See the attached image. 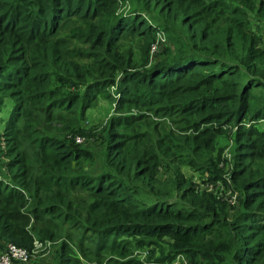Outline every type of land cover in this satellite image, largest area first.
Here are the masks:
<instances>
[{"label":"trees","instance_id":"16d2710c","mask_svg":"<svg viewBox=\"0 0 264 264\" xmlns=\"http://www.w3.org/2000/svg\"><path fill=\"white\" fill-rule=\"evenodd\" d=\"M108 88L95 152L74 137ZM7 100L0 247L264 264V0H0V112Z\"/></svg>","mask_w":264,"mask_h":264},{"label":"rangeland","instance_id":"374dc122","mask_svg":"<svg viewBox=\"0 0 264 264\" xmlns=\"http://www.w3.org/2000/svg\"><path fill=\"white\" fill-rule=\"evenodd\" d=\"M129 6V2L128 1H120L119 2V11L122 12H127V8ZM162 42H164V36L162 35ZM107 94H109V98H103V96H97L96 100L94 101L93 104H91L85 111H84V118L83 120L80 122V127L83 128V132L77 133L78 136L79 134L81 135L80 138L82 139L81 143L83 141H87L89 144V148L93 151H97L98 149H100L101 147H98V145H91L93 143L94 140H92L91 134L92 133H97L101 128L102 125H104L106 119L109 117L110 114H112L113 111V104H111V100L114 97V91L112 88H108V90L106 91ZM11 101L7 100L4 107L2 108L1 112H0V132L2 131V120L6 113L8 108L10 107ZM155 119V118H153ZM63 126H59L57 127V130H60ZM79 127V126H78ZM89 132H85L88 131ZM68 133L69 131L66 130V132H64V137L67 138L68 137ZM230 152V148L228 146H226L224 148V151L222 152L224 155L229 154ZM228 162V161H227ZM221 166V164H220ZM92 165L90 164H86L84 165V169L88 170L89 172L91 171ZM181 171L184 173L185 176L191 178V180H193L195 183L199 184L202 186V181L201 178L194 172H192L191 170H189L187 167H182ZM0 177H7L6 175H0ZM207 188L211 187V184H209L208 186H206ZM45 243H49V247H50V251L48 253H45V255H37L35 258H33L31 260L32 264H53V251L56 248V243L54 242H45ZM144 252L141 250H133L132 251V255L133 257H136L139 260H145V258L147 257L146 255H142ZM153 256L152 259H154ZM155 262H153L152 260L149 262H146L145 264H153Z\"/></svg>","mask_w":264,"mask_h":264},{"label":"built area","instance_id":"2783aa9c","mask_svg":"<svg viewBox=\"0 0 264 264\" xmlns=\"http://www.w3.org/2000/svg\"><path fill=\"white\" fill-rule=\"evenodd\" d=\"M162 33L157 32L156 40L150 45L149 53L150 55L156 52L158 44L162 42ZM82 138V137H81ZM79 136L74 137L76 143H81L82 139ZM234 196L229 200V204L232 205ZM143 256L146 255V251H143ZM48 253V243L41 244L38 241L33 242V247L30 250H26L20 247H16L12 243H4L0 247V264H32L31 260L37 255H45ZM160 264H187L185 260L181 257H176L170 262H164Z\"/></svg>","mask_w":264,"mask_h":264}]
</instances>
